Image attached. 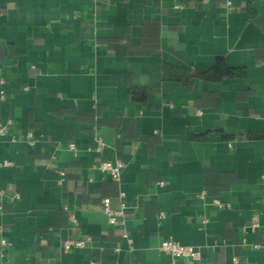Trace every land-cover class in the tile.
I'll return each instance as SVG.
<instances>
[{"label":"crops","instance_id":"1","mask_svg":"<svg viewBox=\"0 0 264 264\" xmlns=\"http://www.w3.org/2000/svg\"><path fill=\"white\" fill-rule=\"evenodd\" d=\"M8 122L0 264H264V0H0Z\"/></svg>","mask_w":264,"mask_h":264},{"label":"built area","instance_id":"2","mask_svg":"<svg viewBox=\"0 0 264 264\" xmlns=\"http://www.w3.org/2000/svg\"><path fill=\"white\" fill-rule=\"evenodd\" d=\"M2 97H4V92L2 94ZM9 126L10 123H0V135L5 134L8 130H9ZM33 142V140H32ZM105 142L100 139L98 140V145L95 147V150L97 152H102L104 147H105ZM71 149L76 150V145L73 143L71 144ZM96 162H97V166L99 169H101L102 171L107 172L110 177L114 180V181H120L122 178V174H123V169L125 167V162L121 159V158H116V159H112V158H107L104 159L101 156H98L96 158ZM2 165H9L11 164L10 161H3L1 163ZM5 193L4 190H1L0 192V200H1V196ZM122 196L124 195V193L121 194ZM262 201L264 202V195L261 197ZM0 209H1V204H0ZM104 211L108 216V219L110 222L114 223L116 221V217L118 214H120L121 212L115 211L111 208L110 206V199L109 198H105L104 199ZM72 219L75 221L76 219L74 218V216H72ZM258 224L257 223H253L251 225V227L253 229L257 228ZM87 240L84 239H77V240H66L64 242V247L65 249H70L71 247L75 246V247H81L84 246L86 244ZM7 240L3 237H0V244L1 245H7ZM161 250L168 252L173 259L177 260L178 258H186L192 261H197L202 257V252L201 250L194 246V245H190V244H184L178 240H175L173 238H167L165 240H163V242L160 245Z\"/></svg>","mask_w":264,"mask_h":264},{"label":"trees","instance_id":"3","mask_svg":"<svg viewBox=\"0 0 264 264\" xmlns=\"http://www.w3.org/2000/svg\"><path fill=\"white\" fill-rule=\"evenodd\" d=\"M235 74L236 71L234 69L228 68L224 63L220 62L217 66L202 75L210 79H221L225 76H232Z\"/></svg>","mask_w":264,"mask_h":264}]
</instances>
